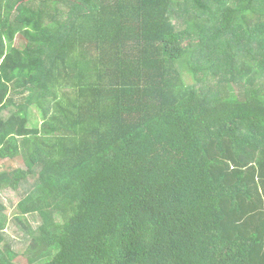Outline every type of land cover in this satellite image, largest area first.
I'll use <instances>...</instances> for the list:
<instances>
[{
  "label": "trees",
  "instance_id": "trees-1",
  "mask_svg": "<svg viewBox=\"0 0 264 264\" xmlns=\"http://www.w3.org/2000/svg\"><path fill=\"white\" fill-rule=\"evenodd\" d=\"M0 160L27 264H264V0H0Z\"/></svg>",
  "mask_w": 264,
  "mask_h": 264
},
{
  "label": "rangeland",
  "instance_id": "rangeland-1",
  "mask_svg": "<svg viewBox=\"0 0 264 264\" xmlns=\"http://www.w3.org/2000/svg\"><path fill=\"white\" fill-rule=\"evenodd\" d=\"M27 39L24 36L17 35V38L15 39L14 46H23L27 44ZM22 97H18L17 101L20 103V99ZM16 111V109L11 108V112ZM30 113L32 117H34V121H36L38 124L42 121V117L39 111V108L37 106H31ZM11 161H2L0 160V172L4 169V167H10ZM32 182H34V179L29 180V183L32 185ZM28 189V186L21 187L18 191L8 189L1 193L0 196V202H2L7 207V214L10 217V222L7 224L5 234L8 237V239L12 240L13 243L16 244V249L20 251V256L17 258L16 262H19L21 264H27V257L24 256V251L27 248L28 242H26L25 238V230L23 228L22 224H19L13 220V214L16 209V206L21 201V199L26 195V190ZM30 227L34 230L35 228L40 225V222L36 220L35 218H30ZM23 254V255H22Z\"/></svg>",
  "mask_w": 264,
  "mask_h": 264
}]
</instances>
